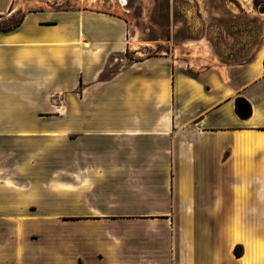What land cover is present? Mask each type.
<instances>
[{
	"label": "crops",
	"instance_id": "0c3cea01",
	"mask_svg": "<svg viewBox=\"0 0 264 264\" xmlns=\"http://www.w3.org/2000/svg\"><path fill=\"white\" fill-rule=\"evenodd\" d=\"M129 48L91 9L0 28V264H264V44L228 70L154 54L104 76Z\"/></svg>",
	"mask_w": 264,
	"mask_h": 264
},
{
	"label": "rangeland",
	"instance_id": "374dc122",
	"mask_svg": "<svg viewBox=\"0 0 264 264\" xmlns=\"http://www.w3.org/2000/svg\"><path fill=\"white\" fill-rule=\"evenodd\" d=\"M48 8L91 9L126 20L130 48L113 57L104 76L154 54H171L189 67L228 70L252 61L264 44V0H13V15L0 19V28Z\"/></svg>",
	"mask_w": 264,
	"mask_h": 264
},
{
	"label": "water",
	"instance_id": "95a60500",
	"mask_svg": "<svg viewBox=\"0 0 264 264\" xmlns=\"http://www.w3.org/2000/svg\"><path fill=\"white\" fill-rule=\"evenodd\" d=\"M260 11L263 12L264 9L260 8ZM238 112L242 116H248L251 113V107L245 100H240L238 102Z\"/></svg>",
	"mask_w": 264,
	"mask_h": 264
},
{
	"label": "trees",
	"instance_id": "16d2710c",
	"mask_svg": "<svg viewBox=\"0 0 264 264\" xmlns=\"http://www.w3.org/2000/svg\"><path fill=\"white\" fill-rule=\"evenodd\" d=\"M17 24H18V23H17ZM17 24H16V25H17ZM236 253H237V254H240L241 252L237 250V252H236Z\"/></svg>",
	"mask_w": 264,
	"mask_h": 264
}]
</instances>
